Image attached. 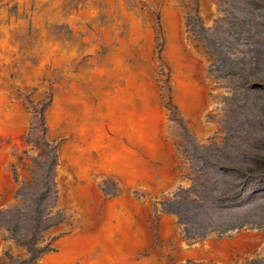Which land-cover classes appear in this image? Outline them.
Wrapping results in <instances>:
<instances>
[{
  "label": "bare ground",
  "instance_id": "bare-ground-1",
  "mask_svg": "<svg viewBox=\"0 0 264 264\" xmlns=\"http://www.w3.org/2000/svg\"><path fill=\"white\" fill-rule=\"evenodd\" d=\"M189 3L0 0V212L22 205L17 198L20 185L33 179L34 159L41 161L43 146L37 138L30 142L36 120L43 122L40 130L46 129L51 144L55 209L65 217L46 233L57 237L51 245L58 251L45 253L39 264H95L85 261L83 226L94 227L104 237L116 231L110 225L113 220L120 221L121 233L133 236L134 253L150 247L147 216L159 206L153 199L167 198L192 183L185 176L188 169H181L180 139L171 127L169 101L199 141L206 142L216 129L222 132L205 118L215 111L220 117L225 114L224 103L217 109L216 96L224 97L226 88L210 71L205 43L188 36L187 16L194 12ZM217 7L216 0H198L206 25H213ZM158 29L165 38L166 74L157 59ZM31 100L43 102L37 113ZM107 180L115 182L119 199L102 211L106 194L101 186ZM116 205H130L134 211L127 217ZM101 215L107 222L98 226ZM127 218L134 221L130 231ZM162 219V236H174L173 255L181 263L192 258L231 264L236 254L242 258L262 251L263 237L257 230L221 235L211 231L190 242L174 234L175 218ZM5 232L0 226V255L8 250L26 255L25 249L4 241ZM112 245L122 252L125 243H105L104 250ZM168 253L158 252V263L149 264H168Z\"/></svg>",
  "mask_w": 264,
  "mask_h": 264
},
{
  "label": "rangeland",
  "instance_id": "rangeland-1",
  "mask_svg": "<svg viewBox=\"0 0 264 264\" xmlns=\"http://www.w3.org/2000/svg\"><path fill=\"white\" fill-rule=\"evenodd\" d=\"M216 1L218 15L213 25L204 23L198 0L188 4L194 12L187 17L188 36L205 43L212 59L210 71L226 88L224 97L216 96L217 109L224 103L225 114L220 117L215 111L205 118L206 124H217L222 132L216 129L206 142H201L173 108L172 101L167 105L171 127L180 139L181 169H188L185 176L192 182L187 187L179 186L167 198H154L158 210L147 216L150 247L154 245L160 254L167 250L168 264L205 263L192 258L183 263L176 260L174 236L166 239L161 233L164 216L175 218L174 234L190 242L208 237L211 231L218 235L244 227L264 231V0ZM12 10L16 12L17 7ZM157 40V59L166 74L165 38L160 29ZM42 103L31 100L34 113ZM43 126V122L34 120L30 142L37 138L44 149L42 158H38L41 161L34 159L33 179L22 182L17 192L23 203L0 212V226L6 229L4 241L14 242L25 249L26 255L5 251L0 255V264H39L45 253L58 251L51 245L57 237L46 233L65 217L61 209H55L57 194L49 168L54 163L46 129L40 130ZM25 154L30 156L29 151ZM14 176L20 183L15 168ZM101 189L107 196L119 193L111 180L104 181ZM151 253L145 248L139 254L148 258ZM253 254L243 259L236 254L231 264H264V240L262 251L255 250Z\"/></svg>",
  "mask_w": 264,
  "mask_h": 264
},
{
  "label": "crops",
  "instance_id": "crops-1",
  "mask_svg": "<svg viewBox=\"0 0 264 264\" xmlns=\"http://www.w3.org/2000/svg\"><path fill=\"white\" fill-rule=\"evenodd\" d=\"M116 197H110V195H105V198L102 200V211H105L107 209V204L109 202L115 201V199H119L117 195H114ZM117 201V200H116ZM117 202H123V203H130V200H118ZM106 207V208H105ZM117 212L119 213H127V217L130 216V213L134 211V208L130 205L128 206H119L116 205ZM148 215H151V212L148 213ZM151 218V217H150ZM126 226L127 230L130 231L131 228L134 227V221L130 220L129 218L126 219ZM107 220L105 221L103 215L97 221L95 224L98 226L105 225ZM110 225L116 228V231H114L111 234H106L103 236H98L97 229L94 227H88L83 226V230H85L86 235V248H85V255H86V262L87 263H95V264H149V263H158V260L156 258V254L159 252V250L152 245L149 246H142L140 249H138L135 253L132 251L130 243L134 239L133 236L128 234H123L120 232V221L119 220H113L110 222ZM117 228L119 231H117ZM94 230V231H93ZM127 231V232H129ZM96 236V238H94ZM120 241H123L125 243L124 246H122V252L117 249V245H112V247H109V251L104 250V244L113 242L118 243ZM153 241V240H152ZM145 248H148L150 250L151 256L150 257H144L141 256L139 253L143 251ZM120 254L123 255L122 259H118L117 257L120 256ZM104 255H107L106 258H104ZM140 257V259H138ZM168 261V260H167ZM169 263V262H168Z\"/></svg>",
  "mask_w": 264,
  "mask_h": 264
},
{
  "label": "water",
  "instance_id": "water-1",
  "mask_svg": "<svg viewBox=\"0 0 264 264\" xmlns=\"http://www.w3.org/2000/svg\"><path fill=\"white\" fill-rule=\"evenodd\" d=\"M243 229V228H242ZM245 230H256L255 228H248V227H244ZM235 230H238V229H235ZM240 230V229H239ZM233 232L232 230H228L227 232H224L222 234H227V233H231ZM262 233V237H263V240H264V231H260Z\"/></svg>",
  "mask_w": 264,
  "mask_h": 264
}]
</instances>
